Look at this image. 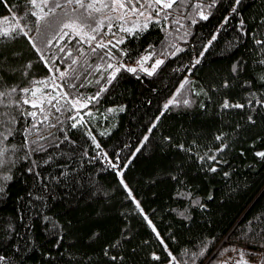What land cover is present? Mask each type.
Instances as JSON below:
<instances>
[{
    "label": "trees",
    "instance_id": "16d2710c",
    "mask_svg": "<svg viewBox=\"0 0 264 264\" xmlns=\"http://www.w3.org/2000/svg\"><path fill=\"white\" fill-rule=\"evenodd\" d=\"M8 3L18 6L12 11H23V0H8ZM230 6L231 0H222L208 20L192 26L187 40L176 37L182 51L168 57L153 75L122 70L119 79L110 86L111 91L89 105L100 114L95 117L93 129L100 145L110 157L119 156L115 161L116 169L105 163L103 153L90 140L86 142L88 156L72 146L68 156L39 164V175L27 171L30 167L27 161L16 165L13 179L7 181L4 191L0 192V254L9 257L13 264L21 261L23 264H166L170 259L168 250L178 259L187 261L189 257L181 249L198 251L201 244H206L204 254L196 257L197 264H215L233 251L230 245L244 249V258L250 262L258 254L264 259V247L249 243L245 236L252 231L247 223L250 219L259 214L264 221V157L255 155L264 148V112H257L255 123H249L247 108L222 109L219 106L223 95L243 102L244 93L250 89L243 81L253 79V72L264 67L256 63L258 49L248 35L241 34L239 41L234 39L238 34L235 23L240 16L246 20L249 32L256 28L258 17L264 14V0H242L238 15L221 26L217 39L200 62L190 63ZM0 15H8L2 0ZM162 38L157 24L138 40L130 38L124 46L132 50V58H125V62L135 63V56L143 52L148 43L157 45L159 50ZM229 43L233 46L229 47ZM67 45L76 47L73 40L66 39L60 45L54 41L43 48L45 57L51 64L60 63L63 67V60L50 59L48 49ZM5 55L4 66L17 69L15 73L3 72L8 84L18 82L19 87H24L33 76L49 74L47 66L38 59L39 53L23 33L7 41L0 39V58ZM238 58L243 61L242 71L233 73L231 67ZM29 60L33 64L24 76L23 68ZM146 65H150V61ZM189 67L193 68L192 72L186 71ZM52 75L58 76V73ZM184 76L191 78V85L186 83L177 98H190L192 103L163 108ZM225 78L231 81L229 88L212 89L211 85L219 86ZM253 86L264 87V82L253 79ZM201 87L207 94L197 95ZM84 91L93 92L94 87ZM110 104L125 107L116 113H106L105 108ZM156 116L160 119L153 125ZM85 117L93 120L87 113ZM237 124L241 125L239 129ZM112 125L107 135L100 132ZM220 131L226 133L227 145L220 153H214L223 142L215 140ZM146 132L148 139L137 150ZM71 134L73 139L80 135L75 131ZM258 136L262 139L257 140ZM81 143L85 141L81 139ZM181 143L185 149L178 147ZM189 147L191 152L186 150ZM117 148L121 149L118 153L114 151ZM205 152L217 157L216 171L208 170L211 161L198 158ZM121 168L124 181L132 189L131 195L117 175ZM66 170L71 171L61 176ZM225 172L229 175L225 176ZM132 196L140 202L155 229L136 208ZM197 198L198 203H192ZM180 210L185 211L184 216L178 214ZM117 240L118 246L106 255L104 246ZM153 251L158 253L159 259L151 256ZM112 256L117 259L113 260Z\"/></svg>",
    "mask_w": 264,
    "mask_h": 264
},
{
    "label": "snow or ice",
    "instance_id": "6c2138e0",
    "mask_svg": "<svg viewBox=\"0 0 264 264\" xmlns=\"http://www.w3.org/2000/svg\"><path fill=\"white\" fill-rule=\"evenodd\" d=\"M2 2L8 9V15H0V21L7 22L9 17H12L15 19V23L0 26V39L7 41L15 38V35L23 33L35 51L39 53L38 59L47 66L49 74L40 77L33 76L29 84L24 87H19L18 82L8 84L3 72L15 73L17 69L4 66L7 63L6 55L0 58V192L4 191L6 182L13 179V169L22 160L30 164L27 171L39 175L37 171L39 164H48L56 157L68 156L72 146L80 148L83 156H88L86 142L89 140L101 150L105 163L116 169L115 161L119 160V156L110 157L100 145L96 132L93 130L95 117L100 114L89 105H94L104 94L111 91L110 86L119 79L118 74L122 70L137 75L141 72L149 76L153 75L168 57L176 56L178 52L182 51V46L176 42L175 38L179 37L181 41L187 40L192 26L201 20H208L222 0H23V11L21 12L12 11V8L18 6L9 5L8 0H2ZM241 3L242 0H231V6L224 13L222 20L211 33L210 38L201 45L199 54H193L190 63L198 64L200 62L205 51L217 39V35L222 30L221 26L238 15V6ZM30 17L35 19L32 20ZM21 20L28 22L22 23ZM153 24L159 25L163 34L159 50L157 45L148 43L143 52H139L135 56V63H126L125 58H132V50L124 46L126 42L130 38L138 40ZM169 25L174 27L169 28ZM246 25L247 22L242 16L236 20L235 28L238 30V34L234 39L239 41L242 38L241 34L248 35L253 46L258 49L256 63L264 66V14L258 17L257 26L251 32ZM33 27L35 28L34 33H32ZM176 28H179V31H176ZM106 36L107 38H105ZM74 37L76 39H73ZM66 39L73 40L76 47L67 45L55 49L49 48L52 61L58 59L64 61L63 67L60 63L51 64L50 60L45 57L43 48L52 45L54 41L55 44L60 45L61 41ZM228 46L233 45L229 43ZM173 48L175 50H172ZM148 61H150V66H146ZM32 64V60L27 61L22 72L24 76L28 75ZM242 64L243 61L238 58L233 62L231 71L233 73L241 72ZM180 67L182 68L183 65ZM186 71L192 72L193 68L189 67ZM53 72L58 73V76L52 75ZM253 79L264 82V67L260 71L253 72ZM253 79L243 81L244 85L250 86L249 91L244 93L243 102L223 95L219 105L222 109L247 108L246 120L249 123H255L257 112H264V87L253 86ZM38 80L41 83L38 84ZM186 83L191 85L189 76H184L180 80L179 86L165 101L163 108L167 109L170 105L180 103L185 105L192 103L190 98H177V93L181 92ZM44 85L55 91L51 94L42 91ZM230 86L231 81L227 78L223 79L219 86L211 85L212 89L217 91ZM88 87H94V91L85 92L84 89ZM192 91H197V89L192 88ZM200 93L207 94L203 87L197 91V95ZM25 105L30 107L25 108ZM124 107L123 104H110L105 108V112L116 113L123 110ZM201 107H204L203 103H201ZM85 113L92 116L93 120L87 119ZM159 119L160 116H156L152 124L154 125ZM112 127L114 125L107 129H100V132L107 135ZM240 127V124L236 125L237 129ZM73 131L80 134L76 139L72 137ZM150 131L151 125L149 126ZM18 137L19 139H17ZM81 139L85 143H81ZM147 139L148 133L146 132L137 145V150ZM165 139L171 140L170 137H165ZM256 139L260 140L262 137L258 136ZM215 140H223L219 147L213 150L214 153H220L227 145L226 133L218 132L215 135ZM192 143L195 144V141ZM178 147L185 149L183 143ZM186 150L191 152L192 148L189 147ZM114 151L118 153L121 149L117 148ZM135 154L133 152V156ZM72 155L74 156L75 153L73 152ZM255 155L264 157V148L257 150ZM198 158L211 161L209 171H216L219 167L215 155L205 152ZM68 171L71 170L61 172L60 175H67ZM122 171L121 168L117 171V175L120 177V183L131 195L132 189L124 181L121 175ZM224 175L228 176L229 173L225 172ZM181 194L177 193V195ZM186 195H191V193H186ZM132 200L135 202L136 208L144 214L148 224L155 229V225L147 218V213H144L140 202L136 200L135 196H132ZM192 203H198V198ZM200 207L204 208L206 205L200 204ZM178 214L184 216L185 211L180 210ZM247 223L252 229L250 233H245L248 242L264 247V221H261L258 214ZM254 224L255 228H253ZM156 235L159 236L158 231ZM172 239L176 238L172 237ZM118 244L119 240L111 245L106 244L104 246L105 254L107 255L110 249ZM164 247L167 249L166 244ZM229 247L235 250V246L230 245ZM206 248V244H201L198 251L190 252L188 248L181 249L189 257L187 261L178 259L171 250H168L170 259L166 261V264H174V262L175 264H197L196 257L203 255ZM226 250L221 249L220 251ZM238 254L241 259L235 261L234 264H252L244 258V249H241ZM151 256L159 259V255L155 251L151 253ZM111 258L117 259L116 256ZM231 260L232 257H228L225 260L216 261L215 264H229ZM0 261L3 264H13V261L3 254H0ZM20 264H23V261ZM255 264H264V259L256 261Z\"/></svg>",
    "mask_w": 264,
    "mask_h": 264
},
{
    "label": "built area",
    "instance_id": "2783aa9c",
    "mask_svg": "<svg viewBox=\"0 0 264 264\" xmlns=\"http://www.w3.org/2000/svg\"><path fill=\"white\" fill-rule=\"evenodd\" d=\"M240 250H241L240 247L238 245H236L235 246V250H233L230 254H226L225 256H223L220 259V261L221 260H225L228 257H232V260L229 261V264H234V262L238 260V256H239L238 253L240 252ZM256 261H261V255L260 254L255 256L254 261L252 262V264H255Z\"/></svg>",
    "mask_w": 264,
    "mask_h": 264
},
{
    "label": "rangeland",
    "instance_id": "374dc122",
    "mask_svg": "<svg viewBox=\"0 0 264 264\" xmlns=\"http://www.w3.org/2000/svg\"><path fill=\"white\" fill-rule=\"evenodd\" d=\"M9 23H15L14 21H12V18H9V21H7V22H4V21H0V26H7V24H9ZM118 30V29H117ZM105 38H107V36L105 37ZM146 66H150V65H146ZM39 83H41V82H39ZM38 83V84H39ZM49 83H51V81H49ZM42 91H47V92H49V94H51L53 91H55L54 89H49V88H47V86L46 85H44L43 86V88L41 89ZM216 250V249H215ZM231 252H229L228 254H230ZM225 256V255H224ZM223 257V256H222ZM221 257V258H222ZM254 261V259H251V262H253Z\"/></svg>",
    "mask_w": 264,
    "mask_h": 264
}]
</instances>
